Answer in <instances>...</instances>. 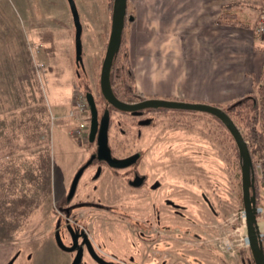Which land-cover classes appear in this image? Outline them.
I'll use <instances>...</instances> for the list:
<instances>
[{"label": "rangeland", "instance_id": "rangeland-1", "mask_svg": "<svg viewBox=\"0 0 264 264\" xmlns=\"http://www.w3.org/2000/svg\"><path fill=\"white\" fill-rule=\"evenodd\" d=\"M74 2L82 26V66L75 61V29L67 0H0V245L12 248L1 264L12 257L13 264H71L73 260V252L57 247L54 234L57 221H63L59 206L65 204L69 184L95 151L94 142L88 140L85 94L94 97L99 118L105 104L99 75L113 0ZM129 2L121 53L113 64L116 79L126 53L133 75V85H123L126 92L132 87L142 99L179 95L184 99L181 93L190 89L187 83L194 87L203 77L204 83L216 87L215 97L204 103L223 110L246 97L263 107L264 97L259 98L257 90L260 72L255 77L248 74L251 70L239 65L247 61L246 54L230 50L239 37L231 38L234 42L226 39L229 50L224 58L218 64L216 59L204 64L211 66L210 75L200 76L208 71L199 72V64L192 61L185 65L190 40L184 27L175 28V17L169 22V0ZM257 18L251 22L252 31ZM254 37L263 40L256 45L264 47V38ZM210 59L211 54L205 53L204 60ZM140 81L154 90L164 89V95L140 92ZM115 84L119 87L118 81ZM239 109L244 119L252 114L247 107ZM166 111L143 129L141 138L130 115L110 112V148L120 157L142 152L140 171L160 183L157 191L140 197L107 170L88 183L92 171H87L68 203L123 209L154 201L161 214L155 258L136 255L138 245L127 243L122 216L110 219L98 212L91 220L87 209H80L75 225L86 229L94 251L105 260L113 257L129 263L133 256L137 264H250L249 247L241 241L245 219L240 160L231 135L209 114ZM259 126L264 127L263 118ZM236 127L243 136L245 128ZM259 162L252 158L257 181L261 179ZM258 188L257 206L264 210V187ZM258 220L264 223V212ZM60 236L70 246L68 234L60 230ZM144 245L151 253L153 244ZM81 264L98 263L84 254Z\"/></svg>", "mask_w": 264, "mask_h": 264}, {"label": "water", "instance_id": "water-1", "mask_svg": "<svg viewBox=\"0 0 264 264\" xmlns=\"http://www.w3.org/2000/svg\"><path fill=\"white\" fill-rule=\"evenodd\" d=\"M69 10L72 17L74 32V49H75V61L78 66H82V26L79 19V14L76 8L74 0H67ZM127 0H113L111 20H110V32L106 45L105 54L101 63L100 75H99V87L100 92L107 103V105L121 112H136L143 109H170V110H184L194 111L209 114L219 120L234 140L239 160L241 171V193L243 213L245 219V235L248 240V245L252 257L253 264H264V256L261 250L259 241V223L256 219V200L253 191V167L252 159L248 149L247 142L244 140L241 132L236 127L230 116L222 110L220 107L209 105L206 103H194L179 100H167L159 98L143 99L135 103H127L119 100L113 93L110 84V74L114 57L118 52L121 44L122 33L124 29V23L126 18ZM132 21V17L128 18ZM85 99L89 108V142L96 143L95 157L99 160H104L109 166L121 168L129 165L133 162L135 156L126 159H115L111 157L110 148L108 145V129H109V113L105 111L103 115L98 118V111L94 97L91 93L85 94ZM94 157V156H92ZM86 165H83L78 169L74 175L67 198H71L76 189L78 180L82 175V172ZM54 239L57 247L64 252H74L76 249V242L73 238L72 244L66 246L59 233L54 234ZM89 255L98 264H113L106 262L99 258L93 251L90 243L87 244ZM76 254L71 264H80L82 259V249H76ZM15 258H11L6 264H13Z\"/></svg>", "mask_w": 264, "mask_h": 264}, {"label": "flooded vegetation", "instance_id": "flooded-vegetation-1", "mask_svg": "<svg viewBox=\"0 0 264 264\" xmlns=\"http://www.w3.org/2000/svg\"><path fill=\"white\" fill-rule=\"evenodd\" d=\"M143 99L137 100V101H132V102H127V103H135L138 101H141ZM124 102V101H123ZM105 111H108L109 113V128H110V112H119V113H123L125 115H130V117L132 119L135 120V124H136V131H137V135L138 137H142L143 136V129L148 128L149 126H151V124L153 123V119L157 116L160 115L161 113L167 112L166 109H143V110H139L136 112H121L118 111L114 108H112L111 106L107 105V103L105 102L104 104V109L102 114L99 116V118L103 115V113ZM109 131V129H108ZM123 132V131H121ZM124 133V132H123ZM95 144V151L94 153H92L87 160L82 163L81 166H79V168H81L83 165H86V167L84 168L82 175L80 176L79 180L81 179V177L83 176V174H85L87 171H92V176H90L87 181L89 182H96L99 177L105 173V171L107 170L108 173L111 175V177H115L118 180H121V182L125 185V187H127L130 192H139L138 194L140 195V197H143L144 194H151L155 191L158 190L160 183L156 180L151 181L150 177L147 173H144L142 171H140V165H141V159H142V152L138 151V152H134L133 154H129L127 156H117L114 154V151L112 150V148H110V153H111V157L115 158V159H126V158H131L132 156L136 155V158H134L133 162L130 163L129 165L125 166V167H121V168H116V167H111L109 166L104 160H99L97 159V157H95V152H96V143ZM108 145H109V138H108ZM94 156V157H92ZM78 168V169H79ZM77 169V171H78ZM76 171V172H77ZM76 174V173H75ZM74 174V175H75ZM74 177V176H73ZM78 180V182H79ZM72 182V180H71ZM71 182L69 184V188L71 185ZM78 186V183H77ZM77 186L76 189L74 191V194L77 190ZM69 188L67 191V195L69 192ZM74 194L72 195L71 198H65V204L63 206H59V212L62 213L63 215V221L61 219H59L57 221V229L55 231L59 233L60 236V230H63L64 233L66 232L69 236L70 239V245L72 244L73 238L75 239V242L77 244L76 249L81 248L82 249V258L84 254H88V249H87V244L90 243L91 247H92V242L89 238V234L86 231V229L82 228L81 225H78L74 222H77L76 219H78L77 215V210L80 209H87L86 213L87 216L89 217V219L94 220L95 219V213L98 212H102L101 214H105V216L107 218L110 219H115V218H119L120 216H122V219L124 218L126 223L124 228H122V230L124 231L125 234V239L127 241V243H135L138 245L137 248V256L138 257H143V255H145L148 258L152 257L153 259L155 258L153 256L154 251L157 249L158 250V245L160 243V231H159V227L161 224V214L159 211V208L157 207V205L154 204V201L149 204V205H144V204H140V205H130V206H124L123 209H117V207H112V206H102L100 204H96V203H89V202H77L75 204H68L72 198L74 197ZM68 204V205H67ZM94 209V210H91ZM76 212V213H75ZM85 217V215H83ZM81 216V217H83ZM63 223V225L61 226V224ZM61 238V236H60ZM62 240V238H61ZM63 242V241H62ZM144 243H152L153 244V249L152 252L147 253L150 250V247L146 246ZM142 246V250L140 249ZM145 248V251L143 252V249ZM73 252L74 256L76 254V250ZM93 249V247H92ZM146 250H148L146 252ZM156 250V251H157ZM94 251V249H93ZM94 253L96 254V251H94ZM155 254H157L155 252ZM97 255V254H96ZM73 256V258H74ZM99 258H101L102 260L109 262V263H113V264H137L138 262H135L134 257L131 256V258H129V263L126 262H122V261H114L113 257H110V259L105 260L104 257H101L99 255H97ZM137 257V258H138ZM91 260L92 257L90 256ZM145 259V258H144ZM94 261V260H93ZM82 262V259L80 261V264ZM95 263H97L96 261H94ZM147 264H151V263H147Z\"/></svg>", "mask_w": 264, "mask_h": 264}, {"label": "crops", "instance_id": "crops-1", "mask_svg": "<svg viewBox=\"0 0 264 264\" xmlns=\"http://www.w3.org/2000/svg\"><path fill=\"white\" fill-rule=\"evenodd\" d=\"M127 2L130 5L129 0H127ZM159 3L160 2H157L158 5ZM169 6H171L169 22L175 17V28L184 27L186 40H190V48L186 50L187 59L185 60V65L187 64L186 61H192L193 64H199V72L201 70L208 71L201 72V74H199L200 76L207 77L210 75L208 73L211 66L207 67L204 66V64H208L209 62L212 63L214 59L217 60L218 64V60L223 59L225 52L229 50V48H226V39L234 42L232 39H236L235 37H239L240 40L236 41L237 44L232 46L230 50L234 54H246L247 60L243 63L239 61V65L249 68L251 71H249L248 74L253 77L260 72L263 58L261 59L262 56L260 57L255 47L256 44L261 45L263 40L259 42L257 41L258 39L254 37L256 33L251 29V22L256 20V16H258L260 10L264 7V0H169ZM225 6H229L231 10L239 16L244 26L220 25L216 23L217 17ZM182 16H184V19L181 18ZM133 21L134 18H132L131 22ZM158 21H160L159 17ZM205 53H210L213 59L205 61ZM222 62L224 61L222 60ZM199 78L201 79L200 83L196 82L194 87L189 83H187L188 87L185 86L186 89H190H187L186 94H181L187 98L181 99L179 95L175 99L167 100L192 102V99H197L204 103L206 102L204 100L214 98L215 94L213 91L216 87L212 86L213 84L208 85L204 83L203 77ZM139 83L140 85L142 84L139 88L140 92H148L155 95L164 93L162 92L164 89H158L159 91H157L146 85L144 81H140ZM175 88H177V86ZM11 252V247H7L4 244L0 245V264L11 255Z\"/></svg>", "mask_w": 264, "mask_h": 264}, {"label": "trees", "instance_id": "trees-1", "mask_svg": "<svg viewBox=\"0 0 264 264\" xmlns=\"http://www.w3.org/2000/svg\"><path fill=\"white\" fill-rule=\"evenodd\" d=\"M216 23L220 25H240L244 26L242 21L239 19V16L234 13L229 6H225L222 8L221 13L216 19ZM123 36V34H122ZM260 38H264V36H258ZM123 38H121V44L116 53L113 64L115 60H117L119 54L121 53ZM256 51H259L263 55V63L259 75L260 84L258 86V95L259 98L264 97V47L257 46L255 47ZM123 63L121 64L120 74L116 77L114 75V67L112 64L111 74H110V84L112 87V91L114 95L121 101L124 102H132L142 99V95L140 93H136L134 89L131 87L127 92L124 87L127 84L133 83V75L129 68L128 58L126 57V53L124 54ZM113 71V72H112ZM119 82V87L116 86L115 82ZM132 82V83H131ZM126 83V84H125ZM133 85V84H132ZM251 101V103H250ZM263 106V105H262ZM247 107L252 114L247 116L245 119L240 115L239 108ZM223 110L230 116L232 121L236 123L239 128H245V134H243L244 140L248 143V149L251 155V159L253 157H257L259 159L260 167H261V179L260 181L256 180V177L253 174V191L255 195L256 205H257V196H258V187H264V127L259 126L261 119H264V114L262 111V107H260L257 101H253L252 98H241L240 100L234 102L233 104L227 105ZM234 141V140H233ZM235 143V142H234ZM236 146V144H235ZM237 148V147H236ZM238 152V150H237ZM239 157V155H238ZM253 172H254V166ZM260 185V186H259ZM250 264H253L252 261Z\"/></svg>", "mask_w": 264, "mask_h": 264}, {"label": "built area", "instance_id": "built-area-1", "mask_svg": "<svg viewBox=\"0 0 264 264\" xmlns=\"http://www.w3.org/2000/svg\"><path fill=\"white\" fill-rule=\"evenodd\" d=\"M254 32L257 35L264 36V7L260 10L258 14L257 22L254 26ZM262 111L264 114V102H263ZM263 212H264L263 208L259 206L256 207L257 218L259 217L260 214H263ZM243 217H244V214H243ZM241 241L243 243L242 246L246 248L249 247L245 234L241 235ZM259 241H260L261 250L264 256V223L261 222L260 220H259Z\"/></svg>", "mask_w": 264, "mask_h": 264}, {"label": "bare ground", "instance_id": "bare-ground-1", "mask_svg": "<svg viewBox=\"0 0 264 264\" xmlns=\"http://www.w3.org/2000/svg\"><path fill=\"white\" fill-rule=\"evenodd\" d=\"M257 165V164H256ZM247 242H248V240H247Z\"/></svg>", "mask_w": 264, "mask_h": 264}]
</instances>
